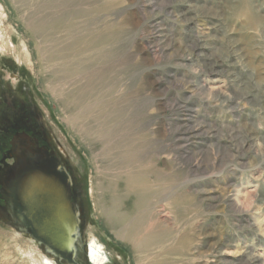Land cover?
<instances>
[{
    "label": "rangeland",
    "instance_id": "obj_1",
    "mask_svg": "<svg viewBox=\"0 0 264 264\" xmlns=\"http://www.w3.org/2000/svg\"><path fill=\"white\" fill-rule=\"evenodd\" d=\"M0 6L32 55L2 57L0 81L20 80L72 168L78 247L95 235L113 264H264V0ZM4 216L0 240L29 242Z\"/></svg>",
    "mask_w": 264,
    "mask_h": 264
},
{
    "label": "flooded vegetation",
    "instance_id": "obj_2",
    "mask_svg": "<svg viewBox=\"0 0 264 264\" xmlns=\"http://www.w3.org/2000/svg\"><path fill=\"white\" fill-rule=\"evenodd\" d=\"M16 85L14 87L13 82L4 77L0 81V203L4 205L2 207L0 204V207L1 213L6 214L10 220L12 216L7 201L10 198L8 191H13L14 185L26 173L47 174L68 193L71 203L75 201L77 190L72 168L62 149L59 150L50 139L36 104L25 89H22L24 92L19 89L20 80ZM79 247L74 263L71 258L55 257L56 260L63 264H87L86 246Z\"/></svg>",
    "mask_w": 264,
    "mask_h": 264
},
{
    "label": "bare ground",
    "instance_id": "obj_3",
    "mask_svg": "<svg viewBox=\"0 0 264 264\" xmlns=\"http://www.w3.org/2000/svg\"><path fill=\"white\" fill-rule=\"evenodd\" d=\"M14 32H15V29L12 27V25L8 24V17L5 15L3 8L0 6V59L4 56H14V58L17 60V62L19 63L20 66L23 63L30 65L32 62L31 52L28 49L27 45L24 43H21L18 47H16L14 45V40H13ZM96 189H98V188L96 187ZM92 191H93V188H92ZM10 198L7 199L8 205L11 202V200L13 202V199L12 198L10 199ZM118 203H119V201H118ZM42 204H43V206L46 205L45 201L42 202ZM42 204H41V207H42ZM123 204H124V202H123ZM20 208H21L22 212L26 211V207L23 206L22 204L20 205ZM99 208L102 210V212H104V214H106V217L108 216L110 222H112L114 226L122 225V221H120L121 217L116 213V211L114 209H112V211L111 210L109 211V209H105L102 205H100ZM115 208H116V206H115ZM146 208H147V206H146ZM5 210H8V209L6 208ZM5 210H4V212L6 213ZM44 212L45 211H43V213L37 212L36 217H35L36 222H38L37 225L39 226L42 233L44 235L51 234V229L49 227L51 225V221H53L54 224H56L57 222L59 223V225L57 226V228L54 229V232H53L55 238L60 239V238H64V237L68 236L67 231L69 230V228L65 226L66 223H65L62 215L57 216L56 214H54V215L49 217L46 214H44ZM0 215L3 216L4 214L1 213V211H0ZM47 218H50L51 220H49ZM130 218H132V217H130ZM141 221L142 220H140V222ZM10 222H12V221L10 220ZM136 223H138V220ZM14 225L17 226L19 229L25 231L28 235H30L29 242H26V241H28L26 239H25L26 241L24 240L25 237L23 238V234H17V233L16 234L15 233H6L5 234V233H3V237H5V239L0 240V250L3 251L4 256L1 255L0 264H63L61 262L60 263L57 262L54 255L52 253L48 252L47 250H45V248H43V246L41 245L39 240L32 234L33 233L32 229H30L29 227H27L25 225L20 226V224H18V223L14 224ZM28 228L30 229V232H29ZM133 228H136V227H133ZM138 230H139V228H138ZM64 232L66 233L65 236H64ZM129 235L130 234H128V236ZM127 238H129V237H127ZM78 241H79V239H78ZM77 242L75 245L76 253H77ZM139 248H140V246H139ZM40 249L42 250V252ZM85 249H86V251H85L86 257L85 258L88 261V264H113L112 256L109 253V249L103 243V241L100 238H98L97 236H95V235L91 236V238L89 239Z\"/></svg>",
    "mask_w": 264,
    "mask_h": 264
},
{
    "label": "water",
    "instance_id": "obj_4",
    "mask_svg": "<svg viewBox=\"0 0 264 264\" xmlns=\"http://www.w3.org/2000/svg\"><path fill=\"white\" fill-rule=\"evenodd\" d=\"M13 191L9 190L8 194L13 199L9 204V212L12 216V223L20 224V226H28L32 229V234L45 245L48 252L54 257L71 258L72 262L76 259V242L80 238L81 222L78 202L69 199L68 193L54 183L47 174L43 173H26L18 180L13 187ZM46 203L43 206L42 202ZM26 207V211L22 212L20 205ZM42 204V207H41ZM16 211H15V206ZM47 216L54 214L62 215L66 223L68 236L56 239L53 232L59 223L54 224L51 221V234L44 235L36 222V213L40 212ZM51 220L50 218H47ZM26 221V222H25ZM65 227V228H66ZM67 229V228H66ZM86 251V249H85Z\"/></svg>",
    "mask_w": 264,
    "mask_h": 264
}]
</instances>
